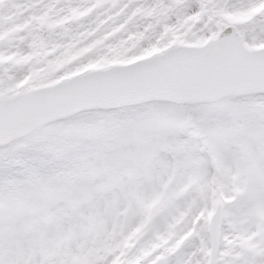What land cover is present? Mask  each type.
Listing matches in <instances>:
<instances>
[{"label": "snow or ice", "instance_id": "snow-or-ice-1", "mask_svg": "<svg viewBox=\"0 0 264 264\" xmlns=\"http://www.w3.org/2000/svg\"><path fill=\"white\" fill-rule=\"evenodd\" d=\"M0 264H264V0H0Z\"/></svg>", "mask_w": 264, "mask_h": 264}]
</instances>
